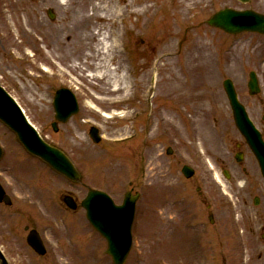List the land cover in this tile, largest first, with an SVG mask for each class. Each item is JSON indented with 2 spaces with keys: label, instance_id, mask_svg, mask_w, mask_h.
<instances>
[{
  "label": "rangeland",
  "instance_id": "rangeland-1",
  "mask_svg": "<svg viewBox=\"0 0 264 264\" xmlns=\"http://www.w3.org/2000/svg\"><path fill=\"white\" fill-rule=\"evenodd\" d=\"M107 1L0 0V84L50 142L72 155L85 176L81 184H72L36 160H27L26 152L0 123L5 150L0 180L13 199L11 207L0 204V246L10 264H45L26 244V225L45 231L51 248L47 260L74 263L71 251L68 259L62 255L67 246L74 248L63 241L62 233L70 225L80 239L87 220L82 209L66 212L62 196L72 191L80 202L86 185L104 189L116 199L132 185L143 193L126 264H264V183L257 162L247 152L245 166L254 188L236 184L245 180L241 168L234 169L230 181L223 178L226 186L213 176L223 166L225 149L234 150L242 139L223 88L226 78L233 79L252 120L264 130V35H230L199 23L228 6L264 13V0L249 5L237 0H113L125 11L117 23L123 52L115 54L112 65L127 69L133 92L131 101L120 104L108 101L111 85L105 79L88 75L96 69L95 60L89 64L85 54L77 55L67 45L70 36L81 35L93 51L97 41L90 34L101 27L108 32L113 25L96 20L89 34L80 19L92 12L94 4L106 6ZM48 9L56 18H49ZM252 70L261 85L256 96L247 87ZM172 74L179 79L168 85ZM153 79L159 93L148 102L144 89ZM212 85L219 97L211 94ZM62 87L75 91L81 110L57 133L52 128L51 98ZM113 109L131 114L137 110L141 116L123 119ZM92 124L103 134L99 145L89 137ZM127 133L139 134L135 143L120 147L114 143ZM169 146L171 155L166 152ZM183 164L195 168L193 178L183 176ZM250 191L260 196L259 206L244 197ZM241 196L245 203L238 200ZM204 200L216 205V225L211 224ZM195 213L199 218L192 219ZM106 248L105 244V258L99 263L113 264Z\"/></svg>",
  "mask_w": 264,
  "mask_h": 264
},
{
  "label": "water",
  "instance_id": "water-1",
  "mask_svg": "<svg viewBox=\"0 0 264 264\" xmlns=\"http://www.w3.org/2000/svg\"><path fill=\"white\" fill-rule=\"evenodd\" d=\"M214 23H218L230 31L253 29L264 32V19L255 15L252 17L245 13H235L226 10L218 14L217 18L214 19ZM232 24H234V26H232ZM227 84L229 86V96L236 109L237 121L241 128L247 131V134L251 135L253 140L256 141L255 145L258 146L257 149L260 158L264 160V147L260 144L256 132L254 133L252 131L254 129L245 117L242 107L238 105L236 95L233 89H231V84L229 82H227ZM251 87L255 91L258 90L256 79L252 80ZM61 93H65L73 98L67 91H62ZM62 103L61 101V104ZM0 117L18 132L20 139L30 151L52 163L64 174L73 178L77 177L75 168L68 158L60 151L48 146L41 140L37 132L25 120L20 109L15 105L11 97L2 88H0ZM1 155L2 151L0 149V157ZM185 171H187V175L192 174V171L188 169H185ZM2 193L3 191L0 188V199ZM91 198L95 201L93 204L98 202L101 203V206L98 204L93 206L89 214L90 218L109 238V252L115 256L116 264H123L124 257L130 246L129 231L134 214V200H128L123 207H114L108 197L102 193H92ZM86 205H88V202ZM98 208L100 209L98 210ZM121 239L126 241H120ZM4 264H6V261Z\"/></svg>",
  "mask_w": 264,
  "mask_h": 264
},
{
  "label": "bare ground",
  "instance_id": "bare-ground-1",
  "mask_svg": "<svg viewBox=\"0 0 264 264\" xmlns=\"http://www.w3.org/2000/svg\"><path fill=\"white\" fill-rule=\"evenodd\" d=\"M107 2L109 4H107L106 6H102L101 3L94 4L92 8L93 12L82 14L80 20L81 22L86 23H82L83 29L88 31L89 34L90 32H93L92 28L94 27V25L91 23L96 20L112 22V25L115 28L114 31L110 33L108 31V34H105L103 37L104 40L98 39L95 32L90 34L91 37L95 39V41H97L95 43L93 51L89 48V44L85 43V38L81 35L70 36L71 41L70 43H67V45L72 47V49L76 51L77 55L85 54L86 58L95 60L94 64L96 66V69L93 75L98 76L101 79H105L107 83L111 85V88L107 92L112 96V98H110L108 101L110 103H115L122 101V98L126 97V93L130 89V82L128 81V78L124 72L125 68L122 69L123 73L119 75L117 73V67H113L111 63L116 52H120L119 47L121 45L122 35L117 26V22L120 12L125 11V9L123 6L116 5L113 0H108ZM110 3H114V5H111ZM81 22L78 21L77 23ZM215 78L216 75L213 77V80H215ZM178 79L179 78L175 74H172L171 78L169 79L168 85H172L174 81H178ZM216 88L217 86H213L211 94L214 97H219V94L216 92ZM90 105L93 108H97L92 102H90Z\"/></svg>",
  "mask_w": 264,
  "mask_h": 264
}]
</instances>
